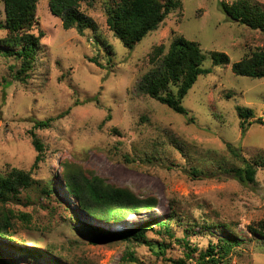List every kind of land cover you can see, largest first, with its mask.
Returning a JSON list of instances; mask_svg holds the SVG:
<instances>
[{"label": "rangeland", "instance_id": "374dc122", "mask_svg": "<svg viewBox=\"0 0 264 264\" xmlns=\"http://www.w3.org/2000/svg\"><path fill=\"white\" fill-rule=\"evenodd\" d=\"M178 1L181 8L129 49L107 26L109 0H96L92 6L82 3L81 12L98 29H87L83 35L63 29L49 10V0H40L34 34L42 31L45 37L28 75L20 78L21 62L6 57L0 48L2 175L14 168L32 169L37 153L30 132L36 123L53 119L48 128L34 131L44 145L43 161L32 171L37 184L23 192L20 201L1 208L16 214L10 229L14 239H0V258L7 264H132L122 261L128 251L135 252L133 264H172L166 259L185 258V248L176 240H167L161 254L145 243L95 244L98 236L85 229L119 232L146 220L170 218L175 239L185 237L196 249L188 264H197L199 254L225 238L228 229L236 230L233 233L243 244L222 263L264 264L261 237L250 231L264 223V167L258 168L255 184H245L230 172L241 163L228 149L231 145L249 161L264 157V79L232 72L234 63L264 48V33L230 20L220 6L238 0ZM250 3L264 8V0ZM5 25L0 2V39L7 35ZM178 36L201 45L203 68L210 70L182 100L185 114L140 89L142 78L152 69L154 48L168 49ZM212 52L227 54L230 64L214 66ZM238 106L256 113L243 135ZM67 162L141 197H155L159 205L121 225L98 222L83 214L68 195L61 168ZM42 187L54 192L43 195ZM148 239L164 238L149 233ZM46 244L57 253H49Z\"/></svg>", "mask_w": 264, "mask_h": 264}, {"label": "trees", "instance_id": "16d2710c", "mask_svg": "<svg viewBox=\"0 0 264 264\" xmlns=\"http://www.w3.org/2000/svg\"><path fill=\"white\" fill-rule=\"evenodd\" d=\"M40 0H0L4 5L7 31L6 37L0 39V48H4L2 54L6 57H14L21 62L18 70L20 78L28 75L33 69L36 57L41 48V42L45 37L42 31L38 35L34 31L39 26L37 20V6ZM96 0H49V10L59 18L65 30L76 29L81 35L87 29L96 30V23L81 12L82 3L90 6ZM178 0H109L105 5L106 22L109 30L119 39L126 48L132 49L139 45L150 33L156 31L172 12L181 8ZM225 14L240 25L264 33V8L250 3V0H238L232 5L220 2ZM214 66H228L230 58L225 53L212 52ZM205 55L198 42L190 41L183 36L176 37L167 49L164 45L155 47L150 55L152 69L142 78L140 89L151 99L178 114H185L182 100L192 89L201 75H209L210 70L204 69ZM98 67L102 65L94 59ZM232 72L236 76L264 79V48L256 49L244 59L232 65ZM174 89V90H173ZM240 119L242 135L248 130L255 117V112L250 108L238 106L236 108ZM53 119L38 122L30 132L32 144L37 156L30 171L12 169L7 175L0 173V239L11 242L14 237L10 229L14 226L12 219L16 214L9 210L5 212L1 208L8 203L20 201L23 192L31 190L36 184L32 177V171L39 168L44 158V145L34 133L37 129L48 128ZM262 124V123H260ZM228 149L234 157L239 159L240 168L231 170V174L245 184L256 183V173L259 167H264L263 155H258L249 161L237 153V149L228 145ZM62 175L65 189L69 196L74 198L75 205L88 217L106 225H121L133 215L154 210L159 205L155 197H141L130 189L117 187L109 184L97 176L94 172H88L81 166L73 163L62 164ZM54 192L52 187H42L43 195L50 196ZM152 219L146 220L135 227L119 232L95 229L85 226L87 232L96 233L94 243L122 242V243H145L151 250H157L164 254L168 242L176 240L185 248V258L180 260L166 259L172 264H188L194 260L196 249L192 248L189 241L175 239L171 221ZM75 232L84 233L82 229ZM227 230V229H226ZM236 230L228 229L225 238H220L216 243H210L205 252H201L196 259L197 264H224L226 256L235 248L241 247L243 242L236 237ZM254 235L261 237L258 243L264 247V223H259L257 228L250 227ZM153 233L162 241H151L148 234ZM33 246H43L31 243ZM49 253H57L55 247L46 244ZM30 251V250H29ZM33 251H38L35 248ZM31 255V251L28 252ZM27 254V253H26ZM34 254V253H32ZM137 258L135 252L128 251L122 261L134 263ZM0 264H7L0 258ZM75 264V263H72ZM80 264V262H79Z\"/></svg>", "mask_w": 264, "mask_h": 264}]
</instances>
